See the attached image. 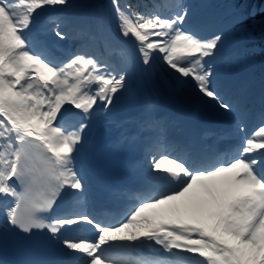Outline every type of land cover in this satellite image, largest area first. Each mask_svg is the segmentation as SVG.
I'll return each mask as SVG.
<instances>
[{"label":"snow or ice","instance_id":"1","mask_svg":"<svg viewBox=\"0 0 264 264\" xmlns=\"http://www.w3.org/2000/svg\"><path fill=\"white\" fill-rule=\"evenodd\" d=\"M257 31L264 0H0V264H264Z\"/></svg>","mask_w":264,"mask_h":264}]
</instances>
